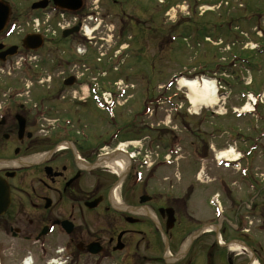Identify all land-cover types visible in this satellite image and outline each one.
Instances as JSON below:
<instances>
[{"label":"flooded vegetation","instance_id":"obj_1","mask_svg":"<svg viewBox=\"0 0 264 264\" xmlns=\"http://www.w3.org/2000/svg\"><path fill=\"white\" fill-rule=\"evenodd\" d=\"M3 36L0 52L11 46L19 51L0 66H13L24 53L22 39L12 43L15 36ZM34 81H39L35 70H0V238L17 242L3 249L17 254V264L29 259L31 264H264V204L258 181L250 177L252 197L235 206V215L224 209L222 223L211 216L201 222L196 192L202 191L204 198L203 189L210 188L207 204L218 192L223 208L225 198L234 194L226 178L206 183L197 177L206 167L215 170L211 144L192 142L195 150L188 158L197 166L194 181L184 168L182 176L177 170L173 177L162 174L176 167L159 165L163 157L156 156L149 157V169L131 161L118 171V164L129 159L117 153L118 145L135 139L134 120L93 131L82 119L66 115L61 119L69 118V124L46 130L39 109L45 100L33 97ZM74 104L77 116L83 104ZM47 105L58 104L53 99ZM243 223H248V233ZM207 227L211 231H204ZM232 244L239 249L232 250Z\"/></svg>","mask_w":264,"mask_h":264},{"label":"rangeland","instance_id":"obj_2","mask_svg":"<svg viewBox=\"0 0 264 264\" xmlns=\"http://www.w3.org/2000/svg\"><path fill=\"white\" fill-rule=\"evenodd\" d=\"M38 1L40 0H9L13 12L12 19L20 21L19 33L17 32L10 42L14 43L31 32L28 24H31V20L38 15L32 11L31 6ZM95 1L87 3L88 9L85 7L88 14L93 11L99 14L98 25H93L89 20L84 22L90 29H99L92 35L93 39L90 40L92 44L79 35L72 36L73 40L68 41L62 38L60 28L67 26L65 21L69 20V17L66 16L63 20L57 15L51 20L50 15V20L47 21L46 27L50 30L48 42L38 53L39 59L36 63L41 82L39 85L36 83L33 85V97L36 98V102L46 99L44 104L49 115L46 121H43L44 125L48 124L50 119L58 120L68 115L82 119L84 125H89V129L93 131L106 130L105 125L109 123L107 114L96 106L91 88H99L97 94L100 96L104 93L103 96L107 97L111 95L110 86L120 90L129 89L128 94L120 98V104L114 111L118 116L119 126L127 124L134 115L140 113L145 103L150 104L152 116L136 124L134 127V134L138 136L136 139L149 136L150 139L166 146L172 143L183 145L184 155L178 161L176 169L164 170L162 173L167 177H173L176 170V174L179 172L182 176L184 168L185 176L194 181L193 171L197 166L194 160L188 158L192 142L203 146L205 141L213 144L214 150L218 151L231 145L242 146L234 144L236 135H242L243 140L247 139V146L254 143L252 140L263 132L261 130L264 125L260 122L257 124L251 116L237 118L236 113L232 111L244 107L246 99L241 98V93L249 90L264 92V0H127L129 3L126 0H119L127 2L125 9H120V13L114 10L111 0H102L100 9H96L98 4H95ZM144 10L145 16H142ZM77 17L82 21L81 13ZM196 35L200 36L198 42L194 41ZM206 36L211 39L210 42L204 40ZM99 37L103 40L99 41ZM218 38L220 41L217 42ZM256 43L260 50L252 52ZM121 48L124 49L121 51ZM117 55L119 60L116 66L114 65L115 70L108 62H111V58L116 59ZM240 55L255 66L250 69L257 67L262 71L255 73L249 70V73L243 74L240 63L235 59ZM47 57H50L49 61L45 60ZM96 60L102 64L96 63ZM15 61L23 70L21 59ZM200 66L214 71L217 66L221 70L226 66L230 74H235L228 78L232 85L230 95L220 100L218 106L205 108L198 104V108L203 109L199 111L200 113L215 112L221 115L216 121L209 118L206 125H202L200 117L192 115L193 110L186 99L188 91L180 89L174 77L178 75L194 77L191 74H195ZM68 76H74L77 84L64 89L63 81ZM117 81H120L121 85H117ZM250 81L252 85L248 87V83L245 82ZM101 82L105 84L102 85ZM53 99L56 100V105L58 104L54 112L50 111L47 105ZM74 101L83 104L76 111L77 116ZM178 103L182 106L180 116L176 115L173 107ZM263 109L264 107H261L259 110L263 113L262 117ZM47 110L45 109V112ZM171 118L174 122L170 124L168 120ZM147 123L153 127L154 134L149 135V132L144 130ZM172 129L180 138L173 135ZM209 134L215 135V138L210 139ZM228 135L232 136L233 141L227 138ZM262 144L264 146V140ZM261 156L257 155L251 164L249 162V175L264 186V158ZM201 171L203 174L197 177L206 183L210 182L209 179H216L214 177L227 179L234 191L233 195L225 198L227 204L225 203L224 209L228 214L235 215V206L240 202H248L251 198L252 193L239 184L242 183V179L232 171H224L217 167L213 172L207 167L205 172L203 169ZM177 182L175 180L176 186ZM203 191L206 193L204 198L202 191L194 195L197 200L195 208L202 219L201 222H205L209 216L211 219L214 218L212 208L204 202L209 197L210 188H204ZM261 201L264 204V196ZM261 239L264 241V236ZM7 243L17 244L16 241L0 238V264H17L16 253L3 251Z\"/></svg>","mask_w":264,"mask_h":264},{"label":"bare ground","instance_id":"obj_3","mask_svg":"<svg viewBox=\"0 0 264 264\" xmlns=\"http://www.w3.org/2000/svg\"><path fill=\"white\" fill-rule=\"evenodd\" d=\"M3 33V32H1ZM85 33L87 36L93 34V31L90 29H85ZM179 85L181 88L185 89L187 88L189 91L188 99L190 103L192 104V107L194 108V111H199L198 104H201L206 107H213L216 105L217 99L216 97L212 96L215 94V91H212L214 89V85L211 84L208 81H204L203 84H199L197 80H188L185 78H182L179 80ZM251 109L248 107L245 112H250ZM121 148L126 150V146L122 145ZM109 152V151H107ZM126 152V151H125ZM106 153V152H105ZM219 157L226 158L229 161H233L237 158V155L232 150H226L219 155ZM130 158L126 160L125 162H122L121 165H118L119 168H117L118 171H122V169H125V166L130 163ZM31 259L27 260L25 264H31Z\"/></svg>","mask_w":264,"mask_h":264},{"label":"water","instance_id":"obj_4","mask_svg":"<svg viewBox=\"0 0 264 264\" xmlns=\"http://www.w3.org/2000/svg\"><path fill=\"white\" fill-rule=\"evenodd\" d=\"M54 3L57 7L61 9H71L77 10L81 6V0H54ZM47 6V2H41L33 6V8H45ZM10 9L9 7L0 3V19L1 23H4L9 17ZM70 33V32H69ZM39 39L37 37H30L26 40L25 45L33 42H38ZM42 42H40L41 44Z\"/></svg>","mask_w":264,"mask_h":264}]
</instances>
